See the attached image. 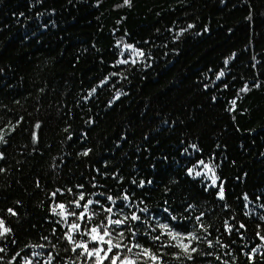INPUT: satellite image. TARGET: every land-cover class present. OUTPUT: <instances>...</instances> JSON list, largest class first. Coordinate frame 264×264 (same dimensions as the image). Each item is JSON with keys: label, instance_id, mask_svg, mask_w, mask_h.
<instances>
[{"label": "trees", "instance_id": "obj_1", "mask_svg": "<svg viewBox=\"0 0 264 264\" xmlns=\"http://www.w3.org/2000/svg\"><path fill=\"white\" fill-rule=\"evenodd\" d=\"M0 129V264H85L51 211L81 191L139 215L132 242L165 264H250L253 248L264 264V0H0ZM93 210L92 226L108 215ZM201 213L194 260L152 241L158 223L187 234Z\"/></svg>", "mask_w": 264, "mask_h": 264}, {"label": "snow or ice", "instance_id": "obj_2", "mask_svg": "<svg viewBox=\"0 0 264 264\" xmlns=\"http://www.w3.org/2000/svg\"><path fill=\"white\" fill-rule=\"evenodd\" d=\"M125 4L130 3V0H124ZM191 27V25H189ZM130 47V46H129ZM139 55H143V53H138ZM128 61L122 60L120 63H127ZM134 62V61H133ZM227 63V61H226ZM224 73L221 72L220 76H223ZM219 79V77H217ZM259 87V85H256ZM93 92L95 89L92 90ZM243 92L249 91L248 87L245 86L241 89ZM119 96H117V99ZM233 105H235V101H233ZM22 119V118H21ZM19 121L17 122V125ZM17 125L12 126V131L15 130ZM40 125L37 123L35 128H39ZM37 140L36 133H33V141L34 143ZM0 143H7L4 135V129H0ZM83 155H88V152L85 151ZM4 159L3 153H0V160ZM203 166L204 169L207 170L204 174L212 173L210 176L212 186H217V179L218 177L215 175L214 169L209 164L205 163L203 160L198 162L197 167ZM4 169L0 168V172H3ZM194 172L193 168L188 169V174L192 175ZM196 176L202 175L200 171H195ZM151 183V181H149ZM144 182H140V186L143 187ZM78 188L82 189L83 185H79ZM60 189L51 193V197L55 198L58 193H60ZM71 192V189L67 190ZM218 198L220 200L225 199V192L222 184L219 186L218 190ZM116 199L111 195L106 197V200L110 202V206L104 207L100 205V201H94L92 199H86L85 194L81 191L78 195V198L74 199L68 206L63 203L56 204L55 207L52 208V213L56 216L60 217L56 223H64L67 224L68 230L64 233V239L72 246L71 251L76 253L77 257H84L85 264L91 262V264H165L164 261V254L160 253L159 251H153L150 247H145L138 241L132 242L135 240L139 229H133V225L130 222H138L141 221V217L137 215L135 212H132L131 215H124L123 209L117 208L114 212V206L116 205ZM120 199L124 201H129V197L125 194ZM245 200L248 199L247 195L244 197ZM83 201V203H81ZM93 205H99L102 210L108 213L107 216L99 223L94 226L90 225V221L99 213L95 212L94 210L91 211V215H89V211ZM131 205H125V207H130ZM189 207H192L191 205ZM59 209V211H57ZM76 209H80L79 212ZM141 212H146V209H140ZM8 212L11 215H16V213L12 209H8ZM203 213L199 216H196V221L199 222L198 228H194L193 231L182 234L180 232H176L170 228L168 224H157L159 229H162L160 235L151 236L152 241L158 242L161 239V236L166 235L170 238V241L174 243L162 244L159 247H175L178 248L180 251L173 254L177 260L181 259L183 256L186 260L192 261L194 260V253H197L198 248L193 246V242L200 241L201 237L196 234L197 230H202L207 233V228L205 227L202 217ZM69 217L73 219L69 221ZM115 217V218H114ZM175 220V217H172ZM260 219L264 221V216H261ZM226 228L225 230L229 233L232 232V226L228 225L227 221L225 222ZM245 225L243 223L239 224V227L236 229L237 232L240 229H245ZM257 237L264 241V235H260L259 228L260 225H257ZM156 228L152 229V232H155ZM12 229L6 226L5 221L0 218V240L5 239L10 233ZM55 233V229H53ZM126 232L130 235L126 236ZM76 235H83L87 236L88 240L84 241H77ZM145 235H150V233H145ZM44 239H47L45 237ZM207 243L208 246L211 248L213 244L211 241L207 240V236L203 238ZM128 240L126 243L125 241ZM187 241V242H185ZM15 243V240H13ZM219 243V241H217ZM89 244H93V247H89ZM43 247V245H40ZM55 247V245H53ZM6 247H0V253L6 252ZM258 248H253L251 253H245L247 255L250 264H254V257L253 253L258 252ZM203 254V253H201ZM20 253L17 252L16 256H19ZM33 255H39V253H33ZM207 255H212V253H207ZM15 259V257H13ZM55 259L51 254H49L47 264H52V261ZM219 259V257H217ZM3 260V257H0V261ZM11 264V262H9ZM24 264H32L30 259H25ZM226 264V262H225Z\"/></svg>", "mask_w": 264, "mask_h": 264}]
</instances>
